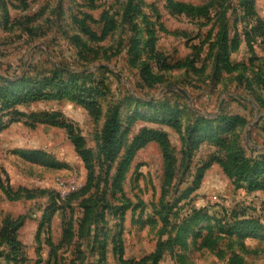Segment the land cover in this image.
Masks as SVG:
<instances>
[{
    "label": "rangeland",
    "instance_id": "obj_1",
    "mask_svg": "<svg viewBox=\"0 0 264 264\" xmlns=\"http://www.w3.org/2000/svg\"><path fill=\"white\" fill-rule=\"evenodd\" d=\"M258 20L264 0H0V264H264ZM241 153L245 181L219 162Z\"/></svg>",
    "mask_w": 264,
    "mask_h": 264
},
{
    "label": "trees",
    "instance_id": "obj_2",
    "mask_svg": "<svg viewBox=\"0 0 264 264\" xmlns=\"http://www.w3.org/2000/svg\"><path fill=\"white\" fill-rule=\"evenodd\" d=\"M193 10H199V8H193ZM258 24V38H261L262 41L264 42V27L262 26V23L258 20L257 21ZM110 31V29L106 26L102 32V37L106 36V34ZM226 52V51H225ZM228 54V53H226ZM223 63H225L223 61ZM228 63V62H227ZM226 64V63H225ZM262 65L264 63H261ZM227 71L230 70L231 68H229V64H227ZM259 70V69H258ZM258 75V74H257ZM259 76V75H258ZM260 77V76H259ZM263 79V78H262ZM261 87L264 89V80H261ZM51 97L50 94H43L41 92H31V93H27L22 97H15L14 98V102L18 103V102H27L29 100H41V99H46ZM116 113L114 112V114L112 115V118L109 120L108 125H107V131H106V141L107 144L109 145V147L112 144L113 139L115 138V135L117 133V124H116ZM233 121L237 120L240 121L239 118H232ZM53 125H57L60 127H68L65 126L64 123H58V122H52ZM143 140L144 141H155L157 143H159L162 147L163 150V158L165 161V168H166V172H170V168H171V164L169 162V157L167 154V144H166V138L165 135H163L162 133H159L157 131H146L143 133ZM229 154L227 155V158H225V160H219V162L221 163L223 172L229 175H235L236 177L238 176V178H241L243 181L246 180V178L250 175V171H251V165L250 163L247 161V159H245L244 155L241 153L240 155L234 156V158H232L231 160ZM257 176H255V178L249 182L248 185V189L249 190H264V177L261 178L259 176L260 172L256 173ZM122 175L121 170L118 172V178H120ZM237 178V179H238ZM194 213H199V212H194ZM236 225H244V224H250L249 222H247L246 220H239L238 222H235ZM5 233L6 230L4 231ZM9 244H11L12 242H8Z\"/></svg>",
    "mask_w": 264,
    "mask_h": 264
}]
</instances>
